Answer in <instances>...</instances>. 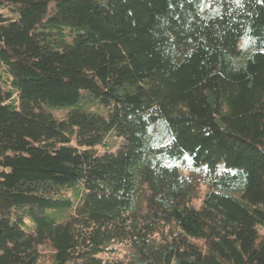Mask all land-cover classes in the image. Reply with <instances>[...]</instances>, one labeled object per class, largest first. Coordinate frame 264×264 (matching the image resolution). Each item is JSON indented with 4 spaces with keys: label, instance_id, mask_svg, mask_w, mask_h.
Returning <instances> with one entry per match:
<instances>
[{
    "label": "trees",
    "instance_id": "obj_1",
    "mask_svg": "<svg viewBox=\"0 0 264 264\" xmlns=\"http://www.w3.org/2000/svg\"><path fill=\"white\" fill-rule=\"evenodd\" d=\"M0 10V264H264V2Z\"/></svg>",
    "mask_w": 264,
    "mask_h": 264
},
{
    "label": "rangeland",
    "instance_id": "obj_2",
    "mask_svg": "<svg viewBox=\"0 0 264 264\" xmlns=\"http://www.w3.org/2000/svg\"><path fill=\"white\" fill-rule=\"evenodd\" d=\"M0 12L4 15H9V12L7 10H0ZM59 116H62V113L61 114H58ZM121 139H118L116 138L114 135H109L105 141H104V146L102 147H98L97 148V152L99 154H103L105 152L107 153H114L119 145L121 144ZM184 166V171L181 170L180 171V174L183 176L184 174L185 175H192L194 176L193 179L196 181V183L198 184L197 185V188L195 189V195L194 197L192 198V201H191V205L193 207H197L201 204V201H202V197H203V194L205 192V186L204 184L202 185V182L200 181L201 179V173L197 170V171H194L193 174H191V171L188 170V165L189 164V160H185L183 162ZM182 167V165H181ZM199 170L201 171H204V168H200ZM184 172V174H183ZM67 214V211L64 212V215ZM66 218V217H65ZM64 217H62V221L65 220ZM38 252L40 254V264H46L48 263L49 261V258L51 256V250L49 249V247L47 246H40L38 248ZM128 254V250L125 249V248H120V253L118 254V259L122 260V261H125L126 259V256Z\"/></svg>",
    "mask_w": 264,
    "mask_h": 264
},
{
    "label": "snow or ice",
    "instance_id": "obj_3",
    "mask_svg": "<svg viewBox=\"0 0 264 264\" xmlns=\"http://www.w3.org/2000/svg\"><path fill=\"white\" fill-rule=\"evenodd\" d=\"M261 2H264V0H261Z\"/></svg>",
    "mask_w": 264,
    "mask_h": 264
}]
</instances>
